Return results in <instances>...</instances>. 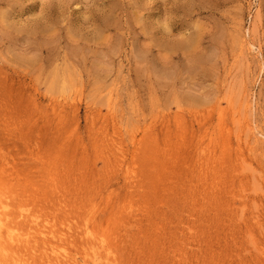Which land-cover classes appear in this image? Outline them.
<instances>
[{"label":"rangeland","instance_id":"374dc122","mask_svg":"<svg viewBox=\"0 0 264 264\" xmlns=\"http://www.w3.org/2000/svg\"><path fill=\"white\" fill-rule=\"evenodd\" d=\"M0 206V264H264V0H0Z\"/></svg>","mask_w":264,"mask_h":264},{"label":"bare ground","instance_id":"6f19581e","mask_svg":"<svg viewBox=\"0 0 264 264\" xmlns=\"http://www.w3.org/2000/svg\"><path fill=\"white\" fill-rule=\"evenodd\" d=\"M0 208H1V206H0ZM3 228H4V224H3L2 218L0 217V236H1L2 234H4V229H3ZM6 235H7L6 237L9 238L10 241H11L12 239H14V238H13L14 235L12 234L11 231H7V232H6Z\"/></svg>","mask_w":264,"mask_h":264}]
</instances>
